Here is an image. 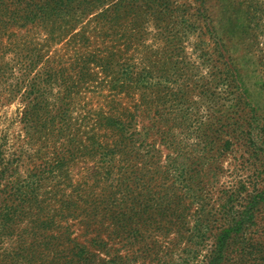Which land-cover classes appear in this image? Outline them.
Masks as SVG:
<instances>
[{
  "label": "rangeland",
  "instance_id": "rangeland-1",
  "mask_svg": "<svg viewBox=\"0 0 264 264\" xmlns=\"http://www.w3.org/2000/svg\"><path fill=\"white\" fill-rule=\"evenodd\" d=\"M79 2L0 0V264H264V0Z\"/></svg>",
  "mask_w": 264,
  "mask_h": 264
},
{
  "label": "trees",
  "instance_id": "trees-1",
  "mask_svg": "<svg viewBox=\"0 0 264 264\" xmlns=\"http://www.w3.org/2000/svg\"><path fill=\"white\" fill-rule=\"evenodd\" d=\"M20 1L25 2L24 5L21 6L22 8H24V12L20 15L18 12H12V13H13L14 22H22L24 26L27 22L34 23L36 19L39 18L42 14L47 16H53L59 14L60 17H65V16H61L62 12L64 10L70 12L69 11L70 7L76 0H43V1L20 0ZM40 1H42V3ZM80 1L81 2L79 3L84 5V3H86L88 0H80ZM98 33L100 34L109 33V36L103 35V37H109V38H112V36L114 35V33H112L111 31L103 30V28ZM79 40L82 45L89 46L91 44L90 37L87 35L85 31L80 32ZM103 40H104L103 44H106L107 42L111 41V39H104V38ZM105 48H108V46L105 45L103 49ZM99 58H103V57H99ZM103 61H105V59ZM34 62L35 60L33 59L32 54L20 55L16 67H11V72H15L17 75H19L22 72H24V70H26L28 67H30L32 64H34ZM87 63H89V60L84 58V64L86 65ZM2 73L6 74V71L4 70L2 71Z\"/></svg>",
  "mask_w": 264,
  "mask_h": 264
}]
</instances>
